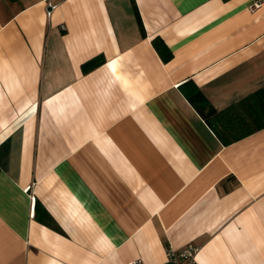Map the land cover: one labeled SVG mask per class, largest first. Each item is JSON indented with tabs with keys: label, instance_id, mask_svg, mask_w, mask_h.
I'll return each mask as SVG.
<instances>
[{
	"label": "crops",
	"instance_id": "obj_1",
	"mask_svg": "<svg viewBox=\"0 0 264 264\" xmlns=\"http://www.w3.org/2000/svg\"><path fill=\"white\" fill-rule=\"evenodd\" d=\"M57 1L0 0V264H264V127L220 137L254 119L264 0Z\"/></svg>",
	"mask_w": 264,
	"mask_h": 264
},
{
	"label": "trees",
	"instance_id": "obj_2",
	"mask_svg": "<svg viewBox=\"0 0 264 264\" xmlns=\"http://www.w3.org/2000/svg\"><path fill=\"white\" fill-rule=\"evenodd\" d=\"M96 61V59L86 61L83 64V68L87 70L93 67L97 63ZM190 99L192 101L199 102V105H197V107L203 117L208 121V123H210L209 119L211 116H213L215 120H219L223 116L221 114L223 112H217L212 106L208 105L206 98L199 90H196L190 97ZM244 102L251 105L250 114L252 115V117H254L253 122L251 125H249L243 117H237L233 121H229L228 119L227 123L223 124V127L235 126L240 129V132L226 135L230 136V138H227L225 135L220 134V137H222L225 143H229L234 139H238L248 133H251L254 130L264 127V87H261L260 89L249 94L246 98H244Z\"/></svg>",
	"mask_w": 264,
	"mask_h": 264
},
{
	"label": "built area",
	"instance_id": "obj_3",
	"mask_svg": "<svg viewBox=\"0 0 264 264\" xmlns=\"http://www.w3.org/2000/svg\"><path fill=\"white\" fill-rule=\"evenodd\" d=\"M46 4V16L49 18L54 10L58 7L59 2L57 0H45ZM259 2H254L253 7H258ZM197 252V246L193 244H187L184 248L177 250L168 246L165 250V261L160 264H196L195 256ZM128 264H146L141 258H134L130 260Z\"/></svg>",
	"mask_w": 264,
	"mask_h": 264
},
{
	"label": "rangeland",
	"instance_id": "obj_4",
	"mask_svg": "<svg viewBox=\"0 0 264 264\" xmlns=\"http://www.w3.org/2000/svg\"><path fill=\"white\" fill-rule=\"evenodd\" d=\"M195 260H196V258H195ZM197 264V263H196Z\"/></svg>",
	"mask_w": 264,
	"mask_h": 264
}]
</instances>
